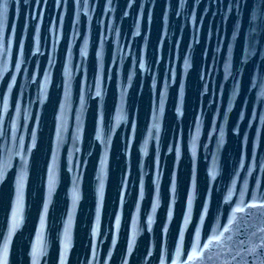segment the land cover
<instances>
[{
  "label": "water",
  "instance_id": "water-1",
  "mask_svg": "<svg viewBox=\"0 0 264 264\" xmlns=\"http://www.w3.org/2000/svg\"><path fill=\"white\" fill-rule=\"evenodd\" d=\"M2 264H264V0H0Z\"/></svg>",
  "mask_w": 264,
  "mask_h": 264
},
{
  "label": "snow or ice",
  "instance_id": "snow-or-ice-1",
  "mask_svg": "<svg viewBox=\"0 0 264 264\" xmlns=\"http://www.w3.org/2000/svg\"><path fill=\"white\" fill-rule=\"evenodd\" d=\"M0 264H2V262H0Z\"/></svg>",
  "mask_w": 264,
  "mask_h": 264
}]
</instances>
